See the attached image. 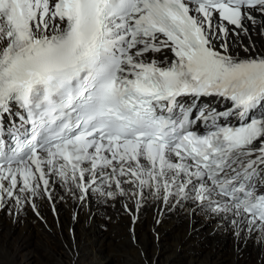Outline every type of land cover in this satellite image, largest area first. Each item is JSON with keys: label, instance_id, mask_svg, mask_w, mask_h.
<instances>
[{"label": "snow or ice", "instance_id": "1", "mask_svg": "<svg viewBox=\"0 0 264 264\" xmlns=\"http://www.w3.org/2000/svg\"><path fill=\"white\" fill-rule=\"evenodd\" d=\"M55 186L264 250V0H0V208Z\"/></svg>", "mask_w": 264, "mask_h": 264}, {"label": "bare ground", "instance_id": "2", "mask_svg": "<svg viewBox=\"0 0 264 264\" xmlns=\"http://www.w3.org/2000/svg\"><path fill=\"white\" fill-rule=\"evenodd\" d=\"M53 192L52 200L37 198L35 210L0 208V264H259L264 258L254 238L236 237L194 204L169 208L149 199L130 213L126 198L93 193L81 201L61 186Z\"/></svg>", "mask_w": 264, "mask_h": 264}, {"label": "rangeland", "instance_id": "3", "mask_svg": "<svg viewBox=\"0 0 264 264\" xmlns=\"http://www.w3.org/2000/svg\"><path fill=\"white\" fill-rule=\"evenodd\" d=\"M125 202L128 203V201H124V203H125ZM178 207H179V206H178ZM43 264H45V263H43Z\"/></svg>", "mask_w": 264, "mask_h": 264}]
</instances>
